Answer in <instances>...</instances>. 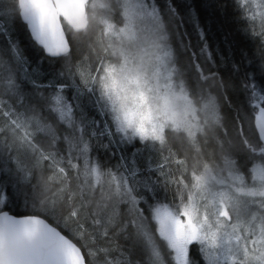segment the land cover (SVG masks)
<instances>
[{"label": "snow or ice", "instance_id": "snow-or-ice-1", "mask_svg": "<svg viewBox=\"0 0 264 264\" xmlns=\"http://www.w3.org/2000/svg\"><path fill=\"white\" fill-rule=\"evenodd\" d=\"M0 264H264V0H0Z\"/></svg>", "mask_w": 264, "mask_h": 264}, {"label": "trees", "instance_id": "trees-1", "mask_svg": "<svg viewBox=\"0 0 264 264\" xmlns=\"http://www.w3.org/2000/svg\"><path fill=\"white\" fill-rule=\"evenodd\" d=\"M162 2H163V0H162ZM257 28H259V25H257ZM215 38V37H214Z\"/></svg>", "mask_w": 264, "mask_h": 264}]
</instances>
